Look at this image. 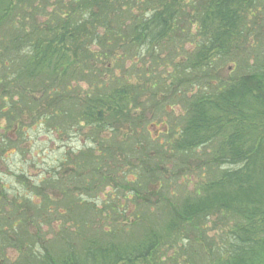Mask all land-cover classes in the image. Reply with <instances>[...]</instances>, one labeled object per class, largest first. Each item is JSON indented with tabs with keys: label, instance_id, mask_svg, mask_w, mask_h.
I'll return each instance as SVG.
<instances>
[{
	"label": "trees",
	"instance_id": "trees-1",
	"mask_svg": "<svg viewBox=\"0 0 264 264\" xmlns=\"http://www.w3.org/2000/svg\"><path fill=\"white\" fill-rule=\"evenodd\" d=\"M263 13L264 0H0V120L7 122L0 125V160L16 153L8 131L15 127L19 141L25 140L22 123L30 119L35 130L41 124L56 133L66 126L88 128L82 135L91 145L75 156L76 169L83 171L75 178L88 173L91 182L107 180L118 187L114 168L119 172L120 157L129 164L133 160L131 179L121 177L127 200H139L152 181L164 193L165 165L201 148L210 153L211 165L223 169L214 178L196 179L183 199L163 194L156 211L163 220L147 223L142 237L125 247L117 234L127 225L117 223L114 229L95 226L90 232L84 226L71 237L64 230L61 242L55 236L34 249L20 238L26 226L16 217L0 226V264H161L162 243L187 241L188 233L206 248L187 253L180 244L187 264H195L191 255L200 264H264ZM146 55L153 59L151 74L159 65L171 66L168 86L159 76H139ZM223 62L234 69L246 63L249 71L223 80L217 75ZM185 83L194 86L189 96L184 87L174 89ZM159 89L184 104L179 128H168L160 138L148 130L129 133L143 123L132 110L143 113L144 100ZM123 129L129 134L119 137ZM55 168L46 170L52 181L62 178ZM2 191V208L18 215L20 194L8 200L4 186ZM122 213L109 205L108 216ZM141 213L130 227L145 223ZM215 216L230 224L225 241L216 246L205 230ZM55 241L62 244L57 251ZM5 243L16 256L5 255Z\"/></svg>",
	"mask_w": 264,
	"mask_h": 264
},
{
	"label": "rangeland",
	"instance_id": "rangeland-1",
	"mask_svg": "<svg viewBox=\"0 0 264 264\" xmlns=\"http://www.w3.org/2000/svg\"><path fill=\"white\" fill-rule=\"evenodd\" d=\"M47 2L49 3V1ZM43 19L42 14L37 15L38 22ZM260 43L262 44L261 51H264V37L260 40ZM160 58L163 59L162 56ZM158 61L159 64L162 62L160 59ZM151 63L153 64L152 57L146 55L143 58V62L138 66L141 69L138 73L139 76L144 75L148 79L159 76L168 86L170 84V72L172 71L171 66L164 67L159 65L158 69H154L151 74ZM154 65H158L156 61ZM128 66L130 64H126V67ZM128 68H130L127 69L130 78L133 81H137L139 78L136 71L131 69V67ZM248 71L246 63L241 68L235 69L231 63L227 62H223L217 67V75L223 80H229L238 75L243 76ZM116 72L119 75L121 74L119 69ZM146 83L148 85L149 81ZM83 86L85 88V85ZM182 87H184V94L188 96L194 88L192 84L185 83L174 89H178L175 90L178 92ZM169 92L159 89L156 90L155 94L151 93L147 98L145 97L146 100H143L148 104L147 109L143 113H141L140 109L132 110L131 112L134 117H141L143 123L134 130H120L121 134L119 137L121 135L124 137L133 131L141 133L148 130L152 138H160L162 133L166 132L168 128L171 131L177 130L183 122L185 106L177 99L178 97L176 98L174 93L170 95ZM72 114H75L74 111ZM31 122L32 120L28 119V121L22 123L27 126L28 136L25 140L19 141L20 138L14 129L15 127L9 130L7 134L11 141L15 142L12 143L10 150H15L16 153L14 152L12 157L9 158L4 155L3 158L6 159L0 160V191H2V186H4L8 200H11L14 195L20 194V197H18L20 204L18 205V215H15L11 211L12 208H7L6 206L2 208L3 203L1 202L4 201L5 203L6 199H0V226H9L11 220L17 217L19 224L26 226V232L22 233L23 235L20 238L27 241V244H30L34 249L40 247L41 244L48 243L49 245V241H54L55 236L61 242L62 231L64 230L66 232L65 235L71 237L72 235L70 234L84 226H90L87 228L89 229L88 232H90V229L95 226H107L114 229L117 223V225L120 223L127 225L121 226L122 230L117 234V242L125 247L130 244L129 242L137 241L142 237L147 230V223L159 225L163 220L162 214H156L158 202L163 194L166 196L168 191H170L176 193L178 198L183 199L192 193L196 179L202 178L201 176H203V179L214 178L219 174V171L223 170L220 169V166L211 165L210 153H208L207 149L201 148L196 151L195 155H187L183 160L178 156L175 165H165V177L168 178L166 182H169V184L167 183L164 188V193L159 192L157 183L152 181L147 184L148 192L144 193L139 200H127L125 199L126 194H122L126 191V184L121 177L122 173H124L127 180L131 179L132 174L130 171L134 172L133 160H129V164L124 157H120L119 161L122 162L117 165L120 168L119 172L116 167L114 168L118 187H114L115 183H110L107 180L100 181V179H97L91 182L89 181L90 174L88 173L84 177L79 178L77 176L75 178L76 172H83L78 168L76 169L75 156L91 145L89 141L85 140L86 137L82 135L83 133H89L88 128L77 131V127H73V130L66 126L61 132L56 133L48 124L39 125L37 130L30 129L29 124ZM63 122L66 123L62 120ZM6 123V121L0 120V125H6ZM8 129H11V127ZM104 136L109 139L107 133H104ZM14 144L15 146L18 144L19 147H15ZM200 163L203 164L199 166ZM51 167H56L54 171L61 174L62 178H59L58 181H52L48 178L46 170L49 169L48 171L51 173ZM117 178L119 179L117 180ZM190 181L192 183L188 185L187 183ZM36 192L39 193L36 195ZM144 200H146L147 204L143 203ZM109 205H116L118 211L123 212V215L116 218L113 215L108 216ZM93 209L101 212L100 216ZM140 209L142 221L145 223L137 222V224L130 227L128 223L135 220V214ZM149 209L152 211L149 212ZM151 214L154 215L151 216ZM122 219H126L127 222ZM225 224V221L222 219L219 221L215 216L211 218L210 224L207 223L205 225V230H207L206 238H212L215 246L221 245L225 241L226 233L230 229L227 227L230 224ZM187 238V241H179L177 238L173 240V243L169 241L162 243L163 251L161 252L164 255L161 256L163 261L161 264H187L185 263L186 256L179 253L180 244L184 246V251L187 253L201 249L205 251V243H199L194 233H188ZM56 243L57 241H55L52 248L54 251L62 248L61 243ZM4 253L7 256L14 257L17 251L8 243H5ZM191 258L195 264H200L198 258H193V255H191ZM187 260L190 261L189 259ZM204 264H207V262L204 261Z\"/></svg>",
	"mask_w": 264,
	"mask_h": 264
}]
</instances>
